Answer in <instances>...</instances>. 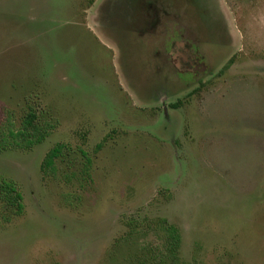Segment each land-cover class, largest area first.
<instances>
[{
    "label": "rangeland",
    "instance_id": "obj_1",
    "mask_svg": "<svg viewBox=\"0 0 264 264\" xmlns=\"http://www.w3.org/2000/svg\"><path fill=\"white\" fill-rule=\"evenodd\" d=\"M28 104L0 264H264V0H0V124Z\"/></svg>",
    "mask_w": 264,
    "mask_h": 264
},
{
    "label": "trees",
    "instance_id": "obj_2",
    "mask_svg": "<svg viewBox=\"0 0 264 264\" xmlns=\"http://www.w3.org/2000/svg\"><path fill=\"white\" fill-rule=\"evenodd\" d=\"M50 125L41 122L36 107L27 105L26 111L21 115L19 124L13 120L12 112L6 113L5 121L0 124V150L3 149H29L33 145L42 142L49 132ZM101 144H97L99 148ZM63 148L62 144H56L46 155L45 165L49 167L58 157ZM43 163V164H44ZM53 169V167H49ZM0 203L4 208V221L10 222L12 216L21 215L24 212L23 196L19 186L13 180L0 177ZM157 230L163 235L166 251L174 254L180 244L178 229L159 219L156 223Z\"/></svg>",
    "mask_w": 264,
    "mask_h": 264
}]
</instances>
